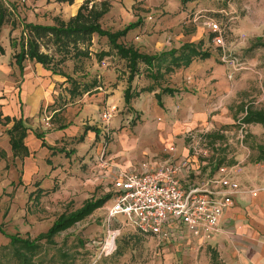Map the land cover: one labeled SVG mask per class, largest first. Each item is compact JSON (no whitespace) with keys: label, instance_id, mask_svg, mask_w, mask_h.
<instances>
[{"label":"rangeland","instance_id":"1","mask_svg":"<svg viewBox=\"0 0 264 264\" xmlns=\"http://www.w3.org/2000/svg\"><path fill=\"white\" fill-rule=\"evenodd\" d=\"M36 1L0 0L5 15L0 27L4 48L0 53L1 117L17 113L14 109L22 75L14 53L19 50L23 23L55 24L57 18L67 21L84 0L72 4ZM101 1L91 0L89 6L98 8ZM107 1L109 10L100 20L104 29L115 31L141 20L120 42L153 54L186 41H200L202 50L211 55L159 79L153 92H142L129 104L123 97L126 62L106 37L93 34L88 57L69 58L57 66L60 73L53 101L25 119L30 130L24 139L28 156H13L7 131L12 122L0 123V264H20L6 234L36 237L60 214L112 193L111 178L117 171L138 169L142 163L188 155L190 178L200 185L210 175L205 165L218 147L225 153L222 165L232 167L239 183L233 206L238 195L264 193V165L253 148L255 143H264V128L260 124L243 126L238 120L243 114L239 105L264 107V0H195L186 5L178 0ZM42 5L49 8L43 12ZM209 18L220 25L221 44L213 41L214 33L206 24ZM101 51L107 54L100 58ZM29 64L34 72L35 65L41 71V64ZM43 69L45 75L50 71ZM151 83L153 79L147 77L141 64L132 90ZM164 86L177 91L162 94L159 104L154 92ZM202 109L206 118L194 121ZM107 110L112 116L103 122L99 115ZM60 124L68 131L55 137L53 132ZM88 127L98 129V135L89 129L79 141ZM218 130L224 134L222 140H216L221 146L216 143L211 147L201 135ZM36 132L43 133L47 146L53 148L41 147ZM112 203L111 197L56 235L52 244L40 241L35 264H233V257L237 258L234 251L243 247L240 242L234 248L229 246L234 220L220 226L219 233L224 234L209 242L172 243L142 232L121 214L109 219L106 211ZM243 203H239L240 213L234 219L245 225L253 217L246 211L247 202Z\"/></svg>","mask_w":264,"mask_h":264},{"label":"trees","instance_id":"2","mask_svg":"<svg viewBox=\"0 0 264 264\" xmlns=\"http://www.w3.org/2000/svg\"><path fill=\"white\" fill-rule=\"evenodd\" d=\"M57 1L72 4L74 0ZM90 1L84 0L78 7L77 12L67 21L57 18L55 24L24 22L18 39L19 50L14 53V62L18 66L19 71H23V61L28 59L40 63L53 74H59L60 72L56 67L67 59L88 57L90 55L89 46L92 43L93 34L104 36L107 38L110 47L115 50V53L126 62L128 68L127 86L124 89L123 97L125 103L129 104L132 97L138 96L142 92H153L155 90L154 83L159 79L170 75L176 69L188 67L195 59L204 60L211 55L209 51L202 50L200 41H186L177 48H170L153 54L141 52L133 45H126L119 41L131 29L136 28L141 20L137 19L135 22H130L122 29L115 31L104 29L100 20L108 12L110 5L107 0H102L97 8L93 4L89 6ZM178 1L180 4L186 5L195 0ZM4 22L5 15L0 8V27ZM0 53H4V48L1 44ZM106 54L107 52L101 51L99 57L101 58ZM141 64L144 65L147 77L153 79V83L141 87L138 91H133L131 83L135 76L140 74ZM76 88L77 86L72 89L73 94L77 90ZM176 91L172 87L164 86L160 91L154 92V96L157 102L161 104L162 94L173 95ZM238 108L240 113H243L238 119L241 125L260 124L264 128V107L254 108L252 105L242 104ZM10 122L12 123L7 131L13 156H28L30 152L24 139L27 136L29 127L25 119L23 116L16 118L15 116L4 115L1 117L0 114L1 124L5 125ZM65 127V124H60L55 129H63ZM89 129L95 135H98V129L88 127L79 136V141H83ZM34 134L37 139H40L42 147L53 148L47 146L43 133L36 132ZM201 137L211 147H214V144L219 143L216 140H222L224 134L218 130L203 133ZM219 146H221L220 143ZM253 148L257 152L258 160L261 161L264 158V143H255ZM214 149L216 151L213 150V154L216 155H212L207 165H205L212 175L225 160V153L223 151L219 152L220 148L218 147H214ZM111 197L112 193H107L96 199L86 200L79 208L60 214L45 232L39 233L34 238H23L15 234H6L9 237L14 256L19 260L20 264H35V256L41 248L40 241L44 239L45 242L52 244L56 235L92 214ZM0 231L3 233L1 227Z\"/></svg>","mask_w":264,"mask_h":264},{"label":"built area","instance_id":"3","mask_svg":"<svg viewBox=\"0 0 264 264\" xmlns=\"http://www.w3.org/2000/svg\"><path fill=\"white\" fill-rule=\"evenodd\" d=\"M206 24L214 33L213 41L221 44V28L217 21ZM112 113H100L109 121ZM44 121L48 124L49 117ZM173 146L169 147L172 151ZM264 165V158L261 160ZM191 164L186 157H168L160 162L142 163L138 169L120 170L111 178L113 203L107 208L109 219L121 214L144 233L159 241L179 243L184 238L207 242L219 232L220 218L232 205L239 183L232 167L220 165L213 175L206 176L199 185L184 184L182 175L189 177ZM256 191L252 192L255 196Z\"/></svg>","mask_w":264,"mask_h":264},{"label":"crops","instance_id":"4","mask_svg":"<svg viewBox=\"0 0 264 264\" xmlns=\"http://www.w3.org/2000/svg\"><path fill=\"white\" fill-rule=\"evenodd\" d=\"M36 2L41 4L42 1L39 0ZM48 8L49 7H47L46 5L45 6L42 5L40 9L43 10L44 12L45 11L44 9H48ZM36 23H40V21H37ZM168 49H166V47L164 48V50H168ZM161 51L163 50L161 49ZM29 61L31 60L25 59L23 61V71L20 72L22 77L17 94L18 105L16 106L17 108L14 109L15 111H17V113L13 114V116H16V118L20 116H23L24 119L33 117L38 113V111L42 107H45L48 104H50L53 101V93L55 92V83L59 80L58 77L59 75L53 74L51 71H49V73H46L45 75L44 73L45 70L43 69V66L41 68V71L38 72L39 67L35 65V69L37 72H34L31 65L29 64ZM27 65H29L31 69ZM195 111L196 110H194V112ZM194 116H195L194 121L196 119L203 120L206 118L207 113L204 109H202V111H198V113H196ZM66 131H68L67 127L63 129H55L53 133H55V137H61L64 135V132ZM184 153L185 152H183V154ZM186 156L189 157L188 155H183L178 157L173 156V157L178 159ZM190 174L189 177L186 178L185 173H183L182 182L184 184L189 182H195L190 178ZM234 195H233V203H234ZM243 202H247L248 208L246 209V211H248V213L253 217L250 218V222H248L245 225L242 223L241 219H237V220L234 219V216L240 213L241 206L239 205V203L244 204ZM233 203L224 210L220 218L221 227L224 225L225 222L231 223L232 220H234L233 222L235 227H233V229L235 231L234 233L231 234L230 238L232 241L231 243H229V246H232V248H234V244L237 242L243 244L242 249L238 248L237 252L234 251V254H237V258L236 255L233 257L234 258L233 264H264V193H260V194L257 193V195L251 197L238 195V197L236 196L235 198L236 206H233ZM237 227H239V229H237ZM221 234H224V232L221 233L218 232L215 236H213L212 239H215L218 236L221 237ZM184 239L185 240L180 241V243H187V242L189 243L195 242L198 244L206 243L193 238H184ZM212 239L208 240L207 242L211 241Z\"/></svg>","mask_w":264,"mask_h":264}]
</instances>
